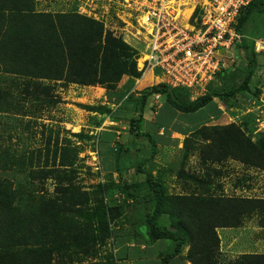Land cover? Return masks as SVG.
I'll return each instance as SVG.
<instances>
[{
  "label": "trees",
  "instance_id": "16d2710c",
  "mask_svg": "<svg viewBox=\"0 0 264 264\" xmlns=\"http://www.w3.org/2000/svg\"><path fill=\"white\" fill-rule=\"evenodd\" d=\"M33 2L34 0H0V69L2 71L25 77L27 80L65 81L78 85L114 82L119 75L117 69L121 72L124 70L123 67L118 66L119 64L128 65V70L124 68L131 77L139 75L134 59L130 62L125 61L129 56H133V53L126 49L121 38L115 41L111 32L104 30L102 22L77 12L36 13L32 8ZM253 11L263 14L264 0H253L241 11L236 25L238 34L242 35ZM259 33L263 35L261 29ZM248 44L250 47L242 46L246 72L241 83L236 86L235 75L227 76V74L237 69L221 70L214 77L217 85L214 86L212 80L207 86L211 89L210 93L207 90L206 94L195 99H190V96L189 100L184 101V97L191 94L186 87L158 84L141 90L139 96L132 93L125 99V104L121 103L115 111L109 107H100L106 108V112H109L115 121L127 122L129 127L128 130L126 129L128 134L124 142L115 140L120 136L116 135L115 131L122 130L116 127L109 132L103 131L95 137L108 144L116 142V146L109 145L108 152L112 154V160L107 169L110 171L109 174L111 171L116 172L119 179L113 180L111 174L107 181L97 184L91 196L88 193L71 190L69 194L63 193L62 201L56 197L46 198L44 195H39L34 202L32 200L23 202L20 198L19 204L14 205L16 194L20 191L18 188H13V182L0 176V264H51L50 261L55 256L62 259L63 262H60L62 264H72L70 256L96 257L100 246L107 245L108 240H111L113 246L116 242L122 246L126 241L115 236L113 232L110 233L109 225L118 219L120 211L126 210L125 212L128 213L129 207L143 202H148L150 206L144 218L147 225L142 227L143 223H139L134 236L150 243V247H160L164 241L175 244L168 252L160 254L161 256L157 255L156 261L151 264H171L175 258L176 264L186 243L189 248L185 252V259L190 260L192 264H264V255L258 253L247 254L252 258L247 261H229L224 259V255L216 253L213 248L219 242L215 229L241 227L240 216L249 217L257 212L260 226L264 228V198L225 196L223 192V195L213 200L212 195H209L206 200L209 205L207 209L200 210L199 217L196 216L199 210H187L182 207L183 201L193 198L167 195L162 181L160 182L161 175L155 178L143 161L135 162L139 158L140 150L146 152L149 160L156 156V144L159 147L161 139L165 140L166 134L170 131L167 126H161L160 123H164L160 122L161 117L169 120L170 122L167 123L170 124L182 118L187 120L190 126L187 130H183L182 126L176 127L179 128L176 132L185 135L182 148L194 145L201 141L202 137L208 141L212 139L210 145L201 152L204 176L186 173L183 167L165 173L173 172L175 177L182 181L185 190L191 189L197 193L194 199L206 194L205 186L210 187L213 176L222 177L226 173L221 166H224L228 160L240 163L244 167L264 170L263 141L255 145L234 123L209 127L210 129L206 126L211 122V118L215 117L217 122L224 118L223 111L217 107L214 99L220 100L223 107L244 109L245 107L235 98L237 93H241L248 100H252L249 93L254 97L261 94L259 87L260 90L249 89L257 59L256 55L254 57L250 55L254 52L253 43ZM97 69H108L109 75L102 73L104 74L102 77L96 78ZM129 80L130 84L126 89L128 92L134 86V81ZM27 85L30 86L29 82L25 87ZM108 86L112 87V85ZM39 87L41 84L35 83V88ZM47 88L41 87L40 90L47 92ZM155 94H159L161 106L154 105L155 112L149 113L147 117L146 106L150 104L152 108L154 103L150 98ZM138 97L139 101L136 99ZM57 101L52 99L47 103L45 100L50 106ZM127 101H130L131 105H128ZM3 109L7 111L8 108L3 107ZM213 110L216 114H208ZM199 111L205 115L198 116L196 113ZM203 117L206 119H200ZM249 117L251 123L245 125L243 129L251 133L257 116L249 113ZM191 122L196 124L193 125ZM160 128H163V135L157 133ZM199 129L201 131H198ZM74 136L80 139L91 138L84 133H74ZM152 137L154 139L157 137L156 143ZM148 148L151 149V154ZM8 154L7 151L1 154L0 169H5L6 165L3 164L2 159ZM185 155H188V152ZM72 161L71 149L63 148L60 163L67 166L72 165ZM215 164L220 165V168L215 169ZM20 165L24 166V161H21ZM131 168L137 174H145V180L139 179L140 183L124 180V174ZM42 170L43 168L38 173ZM71 171L63 169L59 173V181L63 178L62 174L68 175ZM67 178L71 177L67 176L65 179ZM36 180L39 184L38 190H43V185L36 175L32 177L30 184L36 187ZM241 184L248 187L242 180ZM64 188L70 190L71 187L68 185ZM146 189L150 192V195H145L148 199L142 195L146 193ZM125 203L127 206H124ZM167 213L181 216L176 218L179 225L174 224L171 226L172 229L168 230L157 224L158 218ZM194 219L201 221L195 227L191 222ZM156 242L157 245H153ZM19 247H22L21 251L18 250ZM150 247H147L145 252L150 251ZM65 257L68 258L69 263L65 262ZM115 257V254L114 257L110 254L111 264H114Z\"/></svg>",
  "mask_w": 264,
  "mask_h": 264
},
{
  "label": "rangeland",
  "instance_id": "374dc122",
  "mask_svg": "<svg viewBox=\"0 0 264 264\" xmlns=\"http://www.w3.org/2000/svg\"><path fill=\"white\" fill-rule=\"evenodd\" d=\"M192 1L191 5L182 8V16L193 9L197 1ZM32 6L36 13L77 12L102 22L104 30L110 31L115 41L121 38L126 45V49L133 53V56H129L125 61L130 62L134 59L136 71L139 75L131 77L126 71L128 70V65L119 64L118 66L123 67L124 70L121 72L120 69H117L119 75H117L114 82L110 84L106 82L107 84L78 85L66 83L65 81L27 80L25 77H19L0 69V156H2L1 154L4 151L9 152L8 156L2 159L6 167L5 169H0V176L9 179L13 182V188H18L20 191L16 194L17 200H14V205L20 200L23 202L32 200L34 202L39 195H44L46 198L56 197L62 201L61 196L63 193L69 194L71 190L82 192L83 194L88 193L91 196L97 184L107 181L111 174L113 180L117 181L119 177L116 172L111 171V174H109L110 171L107 169L110 166V160H112V154L108 152L109 145L116 146V142L113 141L108 144L95 137L103 131L109 132V129L121 127L122 130L115 131L116 135H120L115 140L124 142L129 126L127 122L122 120L121 125L113 126L116 124L112 123L114 119L109 112H106V108L109 107L111 109L121 99L130 97L132 90L141 91L146 87H150L148 85L165 81L174 84L161 71L155 74L153 70L146 69V40L150 32L143 23L144 13L141 0H34ZM185 19L182 21L184 24L186 23ZM259 29L263 31V35L259 33ZM242 35L243 39L240 46L234 45L232 48L234 50L237 48L236 56L234 55V50L225 54L226 57L229 54H233L231 58L233 57L234 62H237V67L235 68L237 70L227 74V76L235 75V86L241 83L242 77L246 72L244 69L246 61L242 53V46L250 47L248 43H253L254 48L256 41H264V13L260 14L253 11L250 20H248L242 31ZM261 45L259 42L257 45L258 49H260ZM218 53L224 55L222 49ZM250 55L252 57L256 55L257 62L254 74L249 82V89L253 91L255 88H260L261 94L258 97H254L249 93L252 100H248L241 93H237L235 95L236 100L245 108L224 106L222 109L224 118L218 122L215 117L211 118V122L207 123L206 126L209 128L234 123L256 145L259 141L264 142V52L258 54L252 52ZM124 67H126V70ZM102 73L109 75L108 69H97L95 77H102L104 75ZM153 76L155 78H152ZM129 79L134 81V86L128 92L126 89L130 84ZM28 82L30 86L27 85L25 87ZM35 83L41 84V87H48L47 92L41 91V87L36 89ZM216 83L217 81L213 79L214 86L217 85ZM108 85H112V87ZM208 91L210 93L211 89L208 88ZM134 94L139 93L134 92ZM197 96L195 93H191L188 97H184V101L189 100V97L193 99ZM52 99H57L58 101L53 106H50L47 103ZM136 99L139 101V97ZM152 100L154 101L155 99L152 97ZM157 101L160 102V99ZM157 101L154 102L152 108L148 104L152 113L155 112L154 105L155 107L159 105ZM217 102L220 104L219 102L221 101L217 100ZM126 103L131 105L130 101ZM3 107L8 108L7 111ZM249 113L257 116L251 133L243 129L245 125L251 123ZM208 114L211 113L209 112ZM167 121L169 120L161 117L160 122H164L160 123L161 126H167L169 130H172L170 123H167ZM191 123L193 125L196 124V122ZM180 125L177 123L175 126ZM201 129L198 131H201ZM74 133H84L91 138L80 139L74 136ZM151 136L153 135L151 134ZM152 139L154 138L152 137ZM156 139L157 137L153 140L155 143ZM211 141L212 139L208 141L202 137L201 141L196 142L194 145L178 149L176 141L170 142L167 139H161V145L158 147L156 144L155 146L156 156L152 160H149L150 158L145 151L140 150L138 152L139 158L135 162L143 161L153 177L157 178L161 175L160 182L162 181L167 195H183L193 198L183 201L182 207L187 210H199L198 213L200 214H196L199 217L201 216L200 210L207 209L206 207L209 205L206 201L209 195H212L213 200L223 195V192L225 196L263 199L264 170L256 167H244L242 164L230 160L226 161L224 166H221L226 173L222 177L221 175L216 178L213 176L212 180H210V187L209 185L208 187L205 186L206 190L204 193L206 194L194 199L197 193H194L191 189L185 190L183 188L182 181L178 180L173 174L174 170L183 167L186 173L196 174L200 177L204 176L205 169L202 167L201 152L210 145ZM63 148L71 149L72 165L65 166L60 163ZM147 150L150 154L152 153L151 149L148 148ZM186 152H188V155H185ZM262 153L264 156V148ZM21 161H24V166L20 165ZM42 168L43 170L38 173ZM65 168L74 172L71 171L68 175L62 174L63 178L59 181V173ZM214 168L219 169L220 165L215 164ZM168 170L173 172L165 174ZM34 175L43 185V190H38V180H36L37 183L35 181L36 187L30 184ZM67 176L71 178L66 180ZM145 178V174H137L133 168L123 176L124 180L128 182L134 180L137 183H140L139 179L144 181ZM241 180L248 187L242 186ZM68 185L71 187L70 190L64 188ZM145 191L146 193L142 194L143 196L150 195L147 189ZM30 194L31 196H29ZM124 206H127V203ZM148 210H150L148 202L136 203L129 207L128 213L125 212L126 210L120 211L118 219L109 225L110 233L113 232L115 236H119V238L128 242L129 246L125 244L120 246L117 242L113 246L111 240H108L107 245L104 247L100 246L96 257L80 256L74 258L70 256L69 259L72 264H111L110 254L113 257L114 254L116 256L114 264H151V262L156 261L157 255L161 256L160 254L163 255L168 252L175 244L163 240L162 246L150 247V243H146L142 238L134 236L135 230L139 228V223H143L142 227L147 225L144 218ZM179 217H181L179 214H163L158 218L157 224L167 230L172 229V225H179L178 221H176V218ZM240 218L241 228L215 229L219 242L213 248H215L216 253L224 255V259L229 261L240 260L243 262L252 259L247 254L258 253L264 255V228L260 226L257 212L252 216H240ZM191 222L195 227L201 221L194 219ZM157 243L153 245H157ZM136 247L141 248V250ZM147 247H150L149 249L151 250L145 252ZM21 248L17 249L21 251ZM188 248L189 245L186 243L181 250L180 259H178L183 264H186L185 252ZM64 260L66 263L70 262L67 257ZM174 261H176V258L172 260L171 264ZM60 262L63 261L59 256L53 257L50 261L51 264H62Z\"/></svg>",
  "mask_w": 264,
  "mask_h": 264
},
{
  "label": "built area",
  "instance_id": "2783aa9c",
  "mask_svg": "<svg viewBox=\"0 0 264 264\" xmlns=\"http://www.w3.org/2000/svg\"><path fill=\"white\" fill-rule=\"evenodd\" d=\"M179 0H141L148 27L146 69L162 72L171 87L204 88L225 67V52L240 42L236 21L252 0H197L199 13L181 19Z\"/></svg>",
  "mask_w": 264,
  "mask_h": 264
},
{
  "label": "clouds",
  "instance_id": "9594fccd",
  "mask_svg": "<svg viewBox=\"0 0 264 264\" xmlns=\"http://www.w3.org/2000/svg\"><path fill=\"white\" fill-rule=\"evenodd\" d=\"M190 1H192V0H179L178 2H182L181 4H183V6L182 7H180V9L182 10L181 11V14L183 13V7H185V6H187V5H191L192 3H193V1L192 2H190ZM195 1H197V0H195ZM253 1V0H252ZM251 1V2H252ZM198 2V1H197ZM197 2H196V4L194 5V7H193V9L192 10H190V12H188L187 14H183V16L181 15V19H182V21L184 20V18H187L188 17V15L190 14V13H192V18L196 15V14H198L199 13V8H197V7H195L196 5H197ZM250 2V3H251ZM249 3V4H250ZM248 4V5H249ZM248 5H246L245 6V8L248 6ZM244 8V9H245ZM237 19H238V17H237ZM236 25H237V21H236ZM238 34V33H237ZM239 35V37H240V42L238 43H235L234 45L235 46H238V45H240L241 44V42H242V39H243V35H241V34H238ZM259 42L262 44L261 45V47H260V49H258V47H257V45L259 44ZM259 42L258 41H256L255 42V45H254V52L256 53V54H258V53H260V52H264V41H262V40H259ZM233 45V46H234ZM233 46H232V48H233ZM231 48V50H229V51H227V52H225L224 50H223V53H224V55L222 56L223 57V59H222V62H224L225 63V67L224 68H221L220 69V71L221 70H233V69H235L236 67H237V62H234V60H233V57L231 58V56H233V54H229V56L228 57H226L225 56V54H227L228 52H231L232 50H234V49H232ZM236 51V52H235ZM242 53H243V50H242ZM236 54H237V48H236V50H234V55L236 56ZM219 72V71H218ZM218 72H216V74L218 73ZM155 74H157V73H155ZM215 74V75H216ZM215 75L207 82V84L205 85V87L204 88H187L189 91H190V93H195V95H198L199 97L200 96H202V95H204V94H206L207 93V90H208V84L214 79V77H215ZM152 78H155L154 76L152 77ZM151 82V81H150ZM158 84H165V82H159ZM158 84H154V85H158ZM154 85H148V86H154ZM147 88V87H146ZM139 93L140 91H135V90H133V92L132 93ZM135 96H139V94H135ZM197 96V97H198ZM152 97L155 99L154 101L152 100ZM151 97V100H152V102L154 103V102H156L158 99H159V94H155L154 96H152ZM197 97H195V98H197ZM195 98H193V99H195ZM125 99L126 98H124V99H121L119 102H117V103H115L114 104V106H112L111 107V110L112 111H115V109L121 104V103H124L125 104ZM150 100V101H151ZM157 104H159L158 106H161L160 104V102H158L157 101ZM126 131V130H125ZM160 131L161 132H163V128H160ZM162 134V133H161ZM163 135V134H162ZM183 145V144H182ZM181 148H182V146H181ZM178 149H180V148H178ZM132 170V168L130 169V170H127V172H129V171H131ZM117 174V173H116ZM241 228V227H240ZM218 230V229H217ZM125 245H128L127 244V242L125 243ZM129 246V245H128ZM254 254H257V253H254ZM190 261V260H189ZM191 262V261H190ZM192 264V263H191Z\"/></svg>",
  "mask_w": 264,
  "mask_h": 264
},
{
  "label": "crops",
  "instance_id": "0c3cea01",
  "mask_svg": "<svg viewBox=\"0 0 264 264\" xmlns=\"http://www.w3.org/2000/svg\"><path fill=\"white\" fill-rule=\"evenodd\" d=\"M192 97V96H191ZM214 102H217V99H214ZM220 104H218V102L216 103L217 104V107L219 108V109H223L224 107H223V105L221 104V102H219ZM221 105V106H220ZM149 106V105H148ZM148 106H146L147 108H146V114L149 116V113L151 114L152 113V111H151V108H150V106H149V108H148ZM200 112H202V111H199L198 113H196L198 116H204L205 114L203 113V115H202V113H200ZM214 114H216V112L213 110L212 112H211V115H214ZM152 116V118H153V114L151 115ZM200 119H206V117H203V118H200ZM113 122V124H116V125H113V126H117V125H121V121H115V120H112ZM177 123H181V125L180 126H182L184 129L183 130H187V129H189V127L190 126H188L189 124L187 123V120H185V119H182V118H179V119H177V120H174V121H172V123L170 124V127L172 128V130H170L169 131V133L167 134V136H168V139H170V142L171 141H176L177 142V145H178V148H181V146H182V144H183V140H184V138H185V135H182V134H180V133H178V132H176V131H178L179 130V128H176L177 130H175V127H179V126H175ZM123 126H124V124H122ZM110 126H112V125H110ZM116 128H121V127H116ZM122 129V128H121ZM109 130H111V129H109ZM114 130V129H113ZM117 131V130H116ZM183 132V131H182ZM118 133V132H117ZM157 133L158 134H161L162 132L160 131V129H158L157 130ZM167 136H166V138H165V140L167 139ZM167 139V140H168ZM128 243V242H127ZM173 264H175V261H174V263ZM176 264H183V262H181L180 260H178L177 262H176ZM186 264H191V262L189 261V260H186Z\"/></svg>",
  "mask_w": 264,
  "mask_h": 264
},
{
  "label": "bare ground",
  "instance_id": "6f19581e",
  "mask_svg": "<svg viewBox=\"0 0 264 264\" xmlns=\"http://www.w3.org/2000/svg\"><path fill=\"white\" fill-rule=\"evenodd\" d=\"M186 13V12H185ZM185 15V14H184Z\"/></svg>",
  "mask_w": 264,
  "mask_h": 264
}]
</instances>
